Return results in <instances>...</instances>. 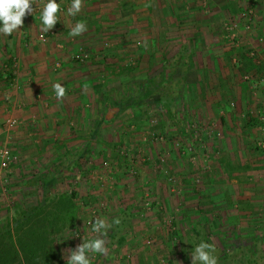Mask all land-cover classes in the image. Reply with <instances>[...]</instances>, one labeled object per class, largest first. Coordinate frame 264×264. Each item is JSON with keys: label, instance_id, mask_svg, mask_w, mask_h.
<instances>
[{"label": "rangeland", "instance_id": "rangeland-1", "mask_svg": "<svg viewBox=\"0 0 264 264\" xmlns=\"http://www.w3.org/2000/svg\"><path fill=\"white\" fill-rule=\"evenodd\" d=\"M254 7L246 3L237 14L224 18L221 48L230 51L234 46V54H244L248 48L244 37L263 38L264 32L251 27L259 15ZM180 14L176 10L181 21ZM180 21L172 29L160 25L158 43L147 41V47L136 40V27L127 29L126 43L107 39L108 97L94 123V154L82 163L68 164L71 156L62 152L57 163L47 158L46 166L24 168L5 138L19 123L9 127L7 119L3 124L0 149H11L16 160L7 168L0 161V223L14 214V205L28 208L45 192L74 195L77 217L73 225L52 235L56 254L52 264H66L70 250L95 235L89 221L96 217L113 226L105 237L108 255L91 256L92 264H191V251L201 241L215 245L218 264H264V107L238 110L228 88L223 92L228 103L224 108L241 111V121L220 123L203 88L188 81L170 102L171 113L161 107L157 95L131 97L138 85L162 71L165 55L184 46ZM168 36L173 37L169 45ZM201 44H190L175 77L194 71L192 78L197 80L205 68ZM83 50L78 53L83 60L75 57L78 62L88 59ZM246 63L240 58L230 62L241 72ZM248 72L239 75L240 83L254 95L264 80ZM204 74L205 79L209 74ZM205 80L213 81L211 76Z\"/></svg>", "mask_w": 264, "mask_h": 264}, {"label": "crops", "instance_id": "crops-1", "mask_svg": "<svg viewBox=\"0 0 264 264\" xmlns=\"http://www.w3.org/2000/svg\"><path fill=\"white\" fill-rule=\"evenodd\" d=\"M164 1L83 0L82 11L69 16L67 10L72 0H57L61 5L60 21L48 33H43L40 17L47 0H37V5H33V9L37 6L36 14L24 18L20 31L11 36L0 35V130L7 119L19 123L11 134L0 135L18 153L24 168L46 166L47 158L57 163V156H62V152L71 156L68 164H77L78 160L82 163L84 157L88 159L94 154V123L100 118V108L106 104L110 81L109 70L104 65V58L110 55L105 46L107 39L115 37L126 43L127 29L136 27V40L158 43L159 26L165 24L172 29L180 21L176 18V10L182 17L179 23L184 28L185 52L189 53L194 41L202 43L203 49L199 55L204 60V70L196 75L197 80L192 78L194 71H191L184 77L185 81L198 82L200 90L203 88L206 102L214 105L219 122L239 123L241 107L254 111L264 107V84L252 95L250 89L240 83L239 76L249 69L252 77L264 80V36L261 40L258 34L257 39L244 37L248 47L244 54H234V46L229 51L220 44L224 18L237 14L246 3L256 6L254 9L259 14L252 30L264 32V0ZM78 21L86 22L87 31L71 37V27ZM166 41L169 45L173 37L168 36ZM80 49L87 53L86 62L75 60ZM239 58L247 61L243 72L230 64ZM205 72L213 81L205 82L208 77L204 79ZM220 79H226L227 83L222 85ZM55 83L67 89L63 100L55 98L52 88ZM205 83L210 86H204ZM210 88L213 89L209 92ZM228 88L235 95L238 112L224 108L228 103H224L223 92ZM244 122L250 123L249 120Z\"/></svg>", "mask_w": 264, "mask_h": 264}, {"label": "trees", "instance_id": "trees-1", "mask_svg": "<svg viewBox=\"0 0 264 264\" xmlns=\"http://www.w3.org/2000/svg\"><path fill=\"white\" fill-rule=\"evenodd\" d=\"M184 56L185 47L180 46L164 57L162 71L150 76L144 85H138L131 97L144 99L157 95L161 107L171 113L170 102L179 95L185 82L184 77H175ZM77 212L74 195L68 194L51 196L45 192L37 204L28 208L14 205V214L0 223V264H52L56 257L52 235L73 225ZM199 233L198 230L194 236L197 242Z\"/></svg>", "mask_w": 264, "mask_h": 264}, {"label": "clouds", "instance_id": "clouds-1", "mask_svg": "<svg viewBox=\"0 0 264 264\" xmlns=\"http://www.w3.org/2000/svg\"><path fill=\"white\" fill-rule=\"evenodd\" d=\"M37 5V0H0V35L11 36L20 31L24 24V18L33 14V5ZM83 0H72L67 10V15L76 16L83 9ZM61 5L57 0H47L44 3L41 14L40 31L48 33L55 27L59 19ZM87 31L85 21H78L71 27L69 35L76 37ZM147 47V41L144 42ZM57 100H63L66 97L67 89L61 83L52 85ZM91 224V231L95 234L91 239L83 240L75 249L64 257L66 264H92L91 256L96 254L107 256L109 249L106 247L105 237L112 224L106 218L96 217ZM116 225L121 223L119 218L114 220ZM215 245L201 241L191 251V264H218V257L215 255ZM91 254V255H90Z\"/></svg>", "mask_w": 264, "mask_h": 264}, {"label": "built area", "instance_id": "built-area-1", "mask_svg": "<svg viewBox=\"0 0 264 264\" xmlns=\"http://www.w3.org/2000/svg\"><path fill=\"white\" fill-rule=\"evenodd\" d=\"M33 14H29L26 17H31ZM75 57L77 59L83 60V56L81 57V55L79 54H77V56ZM16 124H17V121L15 119H8L9 127H14ZM15 160H16V155L11 149L7 147L0 149V161H1L2 168L9 167V165L12 164Z\"/></svg>", "mask_w": 264, "mask_h": 264}]
</instances>
